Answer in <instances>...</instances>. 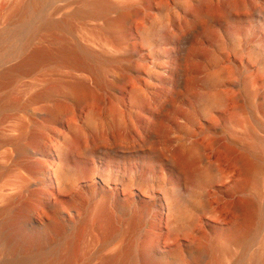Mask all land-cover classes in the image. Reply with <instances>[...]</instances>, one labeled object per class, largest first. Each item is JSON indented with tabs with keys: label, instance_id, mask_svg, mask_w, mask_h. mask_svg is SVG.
Segmentation results:
<instances>
[{
	"label": "rangeland",
	"instance_id": "obj_1",
	"mask_svg": "<svg viewBox=\"0 0 264 264\" xmlns=\"http://www.w3.org/2000/svg\"><path fill=\"white\" fill-rule=\"evenodd\" d=\"M105 1L112 7L109 12L81 22V15L89 10L88 0H0V106L17 102L26 105L33 96L46 89L53 90L55 95L54 99L42 98L31 102L26 108L1 109L0 138L16 137L22 127H26L28 133L35 131L46 135L43 129L46 110L52 107L54 101L70 104L66 97L67 84L82 80L101 97L102 102L97 104L84 101L77 106L73 114L64 117L58 133L48 144L49 148L53 151H68L78 130L87 137L92 126L97 127L98 132L113 136L111 126L114 123V108L124 114L122 120L126 124L125 134L129 137L130 144H115L113 148L112 143V158H118L121 155L119 152H131L142 162L148 159L159 167L167 162L170 150L166 144L168 140H172L175 146L178 143L176 140L185 142L193 157L202 156L203 161L198 164L197 170L208 177V183L198 186L195 184L183 191L177 190L179 205L185 204L184 202L193 196V202L205 207L194 212L189 223L184 222L183 229L177 235L181 251L186 255V249L190 248L195 240H204L210 244L219 233L226 234L241 218L234 208V202L249 199L257 203L262 217L250 239L233 247L226 262L264 264V198L258 199L256 182L244 175L243 164L239 160L244 155H259L264 169V0H240L252 1L253 7L250 9L257 14L251 22L234 30L219 24L217 42L211 48V55L216 57L220 70H216L215 76L219 75L216 77L217 82L228 84L229 81L237 80L243 84L244 81L250 85L251 90L257 92V96L248 104L244 99H238V89L223 86L217 90L219 94L217 91L210 94L208 98L213 100H206L209 108L206 102L205 105L204 102L182 105L181 108L187 115L179 117H173L169 110L164 111L165 108L157 111V108H161L160 105L156 108V113L163 118V135L148 131L147 128L140 129V122L148 119L141 109L144 110L146 102L162 90L161 79L170 75L167 70L174 58L170 55V47L166 45L165 35L173 34L181 38L190 35L192 27L189 26L186 30L183 24L189 21L190 14L203 0ZM210 1L217 9H221L224 4V0ZM14 8H18L16 13L13 12ZM123 11L130 15L124 25L126 38L119 48L111 50L104 44V40L108 38L105 36L102 40L91 33V30L101 29L106 20H116ZM46 22H63L66 26H63L65 29H49L44 26ZM82 23L86 25L84 30L81 29ZM56 41L82 46L104 58L118 59L119 69L126 74L124 82L118 86L116 92L99 90L94 87L91 73L71 74L65 68H55L52 63L44 64L30 76L17 80L3 79V74L6 75L22 64L33 49L52 48ZM231 46H236L243 52L242 59L245 63L248 61L247 56L253 55L257 64L248 63L242 69L233 62L231 55L230 59L222 58L225 52L229 53L227 49ZM211 71L215 73L214 68H211ZM132 89L136 92H131ZM211 104L216 107L213 108ZM246 124L252 128V133ZM143 134L150 138V141H141L144 139H140ZM248 142L253 144V148L246 146ZM9 149L4 147L0 150V164L5 167L11 166L13 152ZM70 170L77 175V183H81L83 170ZM155 174V183L161 182L171 192L176 193V181L169 170ZM96 175L92 178H96ZM18 176L15 171L8 172L0 187L7 183L15 185L19 182ZM244 186L245 189L241 190ZM262 187L264 192V172ZM10 190L9 193L13 194L19 189L11 187ZM82 193L86 199L84 224H92L94 229L86 231L80 239L78 254L83 259L89 258L88 264H100L104 258L117 252L122 238L115 236L110 243H103L105 228L102 221L96 220V214L100 207L104 206V202L101 197H91L84 190ZM138 204L135 202L133 208L137 209ZM112 205L113 199L105 203L104 214L110 213ZM160 206L161 204L156 202L147 210L133 241L137 248L151 245L174 253L177 247L175 242L167 240L169 231L163 224L159 225L154 220L160 212ZM155 223L158 227L152 228ZM121 225H124V222Z\"/></svg>",
	"mask_w": 264,
	"mask_h": 264
},
{
	"label": "bare ground",
	"instance_id": "obj_2",
	"mask_svg": "<svg viewBox=\"0 0 264 264\" xmlns=\"http://www.w3.org/2000/svg\"><path fill=\"white\" fill-rule=\"evenodd\" d=\"M210 2L203 0L190 14L189 21L183 24L186 30L189 26L192 27L190 35L184 38L173 34L165 35L166 45L170 47V55L174 58L170 70H167L170 75L161 79L162 90L146 102L144 110L141 109L148 119L140 122V129L147 128L155 134H164L163 118L156 113L158 106L161 105V108H157V111L165 108L164 111L169 110L173 117L187 115L181 108L182 105L200 102L205 105L207 99L213 100L208 98L210 94L216 93L223 86L238 89V99H244L248 104L257 96V92L251 90L250 85L244 81V85L237 80L229 81L228 84L217 82L216 77L219 75L215 74L216 70L220 72L219 65L216 57L211 55V48L217 42L218 25L223 24L226 29L234 30L251 22L257 14L250 9L253 7L252 1L224 0L221 9L213 7ZM87 3L89 10L81 15V22L103 16L112 9L105 0H88ZM17 11L18 8L13 9L14 13ZM123 12L116 20H106L101 29L91 30V33L102 40L106 36L108 39L104 40V44L111 50L119 48L126 38L124 25L130 15ZM64 25L63 22H46L44 26L60 29ZM85 28L86 25L82 23L81 29ZM58 42H54L52 48L33 49L22 64L6 75L3 74V79L17 80L30 76L44 64L52 63L55 68H65L71 74L91 73L94 87L99 90L116 92L124 82L126 74L119 69L118 59L104 58L82 46ZM227 51L229 53L225 52V56L222 53L220 56L230 59L231 55L238 68L243 69L248 63L257 64L253 55L247 56L248 61L245 63L242 59L243 52L236 46H231ZM211 68L215 69V73ZM221 74L223 75L222 70ZM67 87L66 97L70 104L54 101L52 107L46 110V120L43 122L46 135L35 131L28 133L26 127H22L16 137L0 138V150L9 147L13 152L11 166L0 164V184L8 172L15 171L19 174V182L15 185L7 183L0 187V264L90 263L89 258L83 259L78 254L80 239L86 231L94 229V225L84 224L86 199L83 198V190L91 197H101L104 202V206L96 214V220L102 221L105 228L103 243H110L115 236L122 238L117 252L104 258L100 264H228L226 260L230 257L232 248L250 239L255 226L260 222L262 211L257 203L249 199L235 201L234 208L241 216L239 223L226 234L219 233L210 244L204 240H195L186 249L185 255L181 251L177 235L183 229L184 222L189 223L193 219V213L205 207L193 202V196L185 204L179 205L177 190L183 191L195 184L198 186L208 183V177L197 170L198 164L203 161L202 156L193 157L185 142L176 140L178 143L175 146L172 140H168L166 144L170 150L167 162L159 163V167L148 159L142 162L131 152H119L121 155L118 158H112V143L113 148L115 144H130V139L125 134L127 127L122 120L124 114L118 108L112 110L113 136L98 132L97 127L92 126L91 130L88 128L90 134L87 137L78 130L68 151H53L48 144L58 133L61 120L73 114L84 101L97 104L102 102L101 97L82 80L68 82ZM131 92L136 90L132 89ZM42 98L54 99V91L46 89L33 96L26 105L18 102L4 103L0 110L6 107L26 108L31 102ZM206 103L208 106V102ZM246 126L252 133V128L247 124ZM140 139L150 141L144 134ZM246 146L253 148L251 142L246 143ZM239 160L243 164L244 175L256 182L258 199H263L264 169L260 156L244 155ZM71 168L83 170L81 183H77V175L71 172ZM164 170H169L176 181V193L171 192L165 184L154 182L157 179L155 173ZM95 174L96 178H92ZM11 187L19 190L10 194ZM244 189L245 186L241 190ZM110 199H113L112 208L109 214H104L105 203ZM135 202L139 203L137 209L133 208ZM156 202L161 206L154 220L169 231L167 240L175 242L177 247L174 253L151 245L137 248L133 241L144 214ZM153 227L158 226L155 223Z\"/></svg>",
	"mask_w": 264,
	"mask_h": 264
}]
</instances>
